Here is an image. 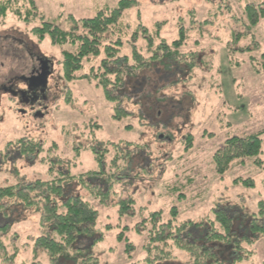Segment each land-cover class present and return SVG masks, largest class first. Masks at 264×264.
Here are the masks:
<instances>
[{
	"label": "rangeland",
	"instance_id": "rangeland-1",
	"mask_svg": "<svg viewBox=\"0 0 264 264\" xmlns=\"http://www.w3.org/2000/svg\"><path fill=\"white\" fill-rule=\"evenodd\" d=\"M120 1L33 0L32 8L26 0H19L0 18V63H4L0 74L31 66L28 55L19 61L18 56L8 54L9 49L21 54L17 40L24 42L26 51L38 50L53 64L49 81L52 99L44 116L30 118L26 125L18 124L17 116H12L11 123L2 126L0 190L13 188L18 192L20 186L25 192L30 187L29 195L36 196L40 190L35 183L51 180L57 173L77 176L96 171L91 147L110 149L107 156L111 159V146L117 145L120 152L129 153V166L105 205L82 186L68 182L75 193L91 202L97 217L89 234H82L90 239H80L76 245L79 252H70L71 257L63 258L60 264H192L189 253L163 243L153 245L171 251L169 259H156L159 250L147 255L142 247L146 229L140 224L154 212L165 218L171 207H176L179 221H199L213 209L224 207L239 227L238 233L244 234L248 222L244 219L242 223L239 215H258L260 204L264 214V134L258 161L233 162L223 176L215 174L211 162L212 154L227 138L264 131V68L260 59L264 54V17L252 27L245 13L250 4L264 10V0H134L121 16L122 40L141 32L142 26L152 39V50L162 41L171 44L176 40L179 27L185 41L175 51L179 54L176 59L165 60L173 67L148 65L130 75L133 84L126 82L119 97L120 108L128 116L116 121L112 104L94 81L67 82L63 78L62 52H74V47L54 46L48 36L41 40L32 30L47 22L67 31L72 25L70 17L91 18ZM161 22L157 33V23ZM135 45L149 56L141 35ZM122 50L129 51L130 43L123 44ZM99 58L84 59L75 76L96 70ZM137 84L139 89L131 87ZM20 139L24 148H39L34 153L21 151L19 156L16 147ZM10 150L9 162L4 161ZM50 166L52 176L47 172ZM130 196L134 200L132 211L119 216L112 205L117 198L127 200ZM20 203L19 199L0 198V264H31L40 258L39 249L33 253L31 246L39 234V212L23 210ZM246 237L255 238L251 244L241 243L247 256L237 264H264V236L248 233ZM127 242L133 247L129 251L125 250ZM39 260L46 264V258Z\"/></svg>",
	"mask_w": 264,
	"mask_h": 264
},
{
	"label": "trees",
	"instance_id": "trees-1",
	"mask_svg": "<svg viewBox=\"0 0 264 264\" xmlns=\"http://www.w3.org/2000/svg\"><path fill=\"white\" fill-rule=\"evenodd\" d=\"M18 1H0V18L5 15L11 4H16ZM26 1L29 7L34 8L33 0ZM133 4H135L134 0H121L111 10H101L91 18L75 20L70 17L72 25L67 31L47 22H42L41 26L32 30L41 40L48 36L54 46L60 47L68 44L74 47V52H62L60 65L63 78L67 82L76 79L94 81L96 87L102 89L106 101L112 104V118L116 121H121L125 116H128L126 110L120 108L119 97L123 96L121 89L126 82L133 84L130 75L144 67H150L148 65L163 64L173 67L165 60L176 59L179 54L175 51L179 50L185 41L184 30L179 27L176 40L171 44L162 41L152 50V39L142 26H140L141 32L136 31L130 35L129 40H122L121 16L123 11ZM257 8L258 6L253 4L245 7L247 19L252 27L264 17V10ZM17 16L19 15L17 14ZM162 25V22L157 23V33ZM105 34L108 36L105 37ZM140 35L141 39L146 42V48H148L145 49V52L149 56H144L141 51L137 50L135 44ZM126 43H130L129 51L122 50L123 44ZM88 57H100L97 69L91 68L89 75L77 78L75 74L82 69V62L84 59L88 60ZM260 59L263 69L264 54ZM131 87L140 88L138 84ZM263 134L264 131L227 138L222 146L212 154L211 162L215 174L223 176L236 161L243 162L252 158L258 161V157L262 153ZM186 144L190 145L188 142ZM37 148H39L38 145L28 146L22 152L25 154L34 153ZM91 150L95 156L96 171H89L77 176L57 173L55 176L53 175L54 170L50 166L47 172L49 176L53 175L51 180L35 183L36 189L39 187L40 195L38 193L36 196H30V187H27L25 192H17L15 191L17 189L13 188L0 190V198L19 199L23 210L34 209L39 212V234L32 240L31 246L33 253L39 249V256L41 259L46 258V264H60L63 258L70 256V252L78 253L76 245L80 239H90L89 235L83 236L82 234H89L97 217V210L91 202L84 195L75 193L71 188L72 185L68 182L82 186L89 196L94 197L101 205H105L108 197L115 195L112 190L118 183L119 176L128 170L129 164L127 165L126 158L129 153L120 152L117 145L111 146V150L114 151V156L111 159L107 156L110 149H106V147L102 150L91 147ZM254 163L258 164L256 161ZM89 180L99 182L91 183ZM241 182L248 185L247 181ZM40 203L42 207H39ZM133 203L134 200L130 196L127 200L117 198L112 206L117 207L119 216H123L130 210L132 211ZM258 208L259 216L256 214L239 215L242 223L244 219L248 222V225L244 226L246 231L244 234L238 233L239 227L234 226V218L228 214L224 207L213 209L210 216H205L199 221H179L176 207H171L165 218L161 212L151 213L147 218H143L140 224L146 229V239L142 247L147 250V255L159 250L156 259H169L171 256V251L166 252L153 245L163 243L169 245L168 248H176L189 253L192 257V264H237L247 256L240 246L241 243L251 244L253 243L252 239L255 238L248 239L246 237L244 239V235L250 233L251 235L264 236L262 204ZM107 228L109 229L108 226ZM137 228L138 225L135 226L138 233L140 230ZM121 237L122 234H119L117 239L120 240ZM96 241L97 239L91 240L90 246ZM132 248L131 244L127 242L125 250L129 251ZM78 256V254L73 256V259L76 260ZM40 258L38 260L36 258L31 264H44L39 260Z\"/></svg>",
	"mask_w": 264,
	"mask_h": 264
},
{
	"label": "flooded vegetation",
	"instance_id": "flooded-vegetation-1",
	"mask_svg": "<svg viewBox=\"0 0 264 264\" xmlns=\"http://www.w3.org/2000/svg\"><path fill=\"white\" fill-rule=\"evenodd\" d=\"M15 43L22 48L21 54L15 49H9L8 54L18 56L19 61L25 59V54L28 55L31 66L27 69L26 65H23L17 71L9 70L7 75L0 74V133L4 124L11 123L12 116H17L15 122L22 125H26V120L30 118H42L43 111L47 112V106L52 99L49 85L53 73L52 62L38 50L36 53L26 51L27 47L22 40ZM0 65L3 67L4 63L1 62ZM21 139L17 141L16 147L19 156L24 149V146H21L24 140ZM10 152L11 150L5 155L4 161H8ZM0 157L3 158L1 154ZM18 188L20 191V186Z\"/></svg>",
	"mask_w": 264,
	"mask_h": 264
}]
</instances>
